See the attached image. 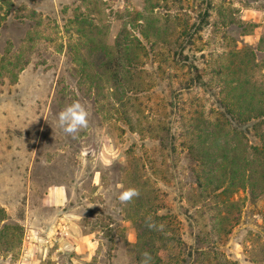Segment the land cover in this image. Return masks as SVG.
Returning a JSON list of instances; mask_svg holds the SVG:
<instances>
[{
  "label": "rangeland",
  "instance_id": "rangeland-1",
  "mask_svg": "<svg viewBox=\"0 0 264 264\" xmlns=\"http://www.w3.org/2000/svg\"><path fill=\"white\" fill-rule=\"evenodd\" d=\"M224 100L255 145L264 0H0V264H264V195L228 208L195 183Z\"/></svg>",
  "mask_w": 264,
  "mask_h": 264
},
{
  "label": "trees",
  "instance_id": "trees-1",
  "mask_svg": "<svg viewBox=\"0 0 264 264\" xmlns=\"http://www.w3.org/2000/svg\"><path fill=\"white\" fill-rule=\"evenodd\" d=\"M217 105L219 117L209 124V134L214 136L221 134L225 140L221 143L222 147L216 140L212 142L213 144L204 143L208 146L202 149L197 159H202L204 156L210 159L208 168L210 173H206L202 178L198 177L195 183L198 189L205 192L211 189L209 193L214 195L215 199L231 208L235 206V202L230 199V196L237 191H247L253 201L264 195V108H261V113L253 119L254 122L250 125L257 142L249 146V142L245 140L248 130H242V127L249 125L251 120H246L238 105L232 101H220ZM216 149L220 152L218 154L220 156L214 152ZM212 152L214 154H211ZM195 153L197 150L190 147V155H195ZM196 163L205 165L198 160ZM223 166L229 169L224 170L226 173H221L217 178L213 173L223 169ZM214 182L218 183V186H212ZM238 220L239 213L237 212L230 220V227H234ZM3 221L0 217V222ZM2 229L7 230V226L3 225ZM149 253L152 257L151 264H159L160 260L157 255L152 254L153 252Z\"/></svg>",
  "mask_w": 264,
  "mask_h": 264
},
{
  "label": "clouds",
  "instance_id": "clouds-1",
  "mask_svg": "<svg viewBox=\"0 0 264 264\" xmlns=\"http://www.w3.org/2000/svg\"><path fill=\"white\" fill-rule=\"evenodd\" d=\"M89 111L79 101H73L66 108L58 113V125L69 136L75 138L76 134L89 126ZM140 192L136 188H127L120 192L118 200L121 204H128L134 198H138ZM145 226L149 230L164 231V224H157L151 216L145 218ZM152 257L148 252L142 254L140 264H151Z\"/></svg>",
  "mask_w": 264,
  "mask_h": 264
}]
</instances>
